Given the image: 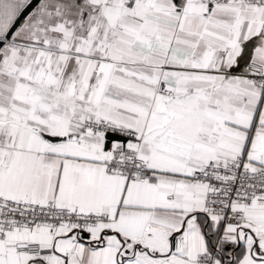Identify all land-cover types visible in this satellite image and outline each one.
Segmentation results:
<instances>
[{"label": "snow or ice", "instance_id": "1", "mask_svg": "<svg viewBox=\"0 0 264 264\" xmlns=\"http://www.w3.org/2000/svg\"><path fill=\"white\" fill-rule=\"evenodd\" d=\"M0 264H264V0H0Z\"/></svg>", "mask_w": 264, "mask_h": 264}]
</instances>
